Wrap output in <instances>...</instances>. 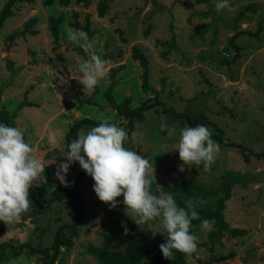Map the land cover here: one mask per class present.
Here are the masks:
<instances>
[{
	"label": "rangeland",
	"instance_id": "rangeland-1",
	"mask_svg": "<svg viewBox=\"0 0 264 264\" xmlns=\"http://www.w3.org/2000/svg\"><path fill=\"white\" fill-rule=\"evenodd\" d=\"M4 1L0 0V9ZM101 1L106 4L103 17L98 15ZM250 3L255 8L235 22L239 11ZM12 10L13 16L0 30V107L16 111V128L24 132L25 142L45 166L44 174L31 185L38 201L48 198L59 183L54 173L66 160L65 134L76 119L89 117L99 124L108 122L126 129V120L113 116L115 111L104 96L111 84L110 68L124 64L116 75L112 97L121 102L131 96L133 106L147 98L159 103L135 125V141L131 134L124 146L153 164L156 187L188 180L204 190H213L231 181V198L225 202L223 216L229 227L244 229L245 233L237 237L224 233V245L216 243L211 251L209 233L214 228L192 232L198 238L197 251L186 255L185 264H264V0H228V7L220 12L214 0H90L87 7L74 0L67 7L57 3L45 6L43 0H35L16 4ZM73 11L79 12L77 21L81 25L89 16L93 51L108 62L106 75L94 90L85 92L76 66L88 57L68 39V29H75L68 26ZM61 13L67 16V28H62L60 45L54 50L47 19ZM32 15L38 17L31 27L37 33L22 34L25 21ZM237 31L252 35L235 38L239 55L233 59L235 52L229 40ZM173 38L178 49L170 46ZM134 45L146 55L150 66L149 85L153 90L146 93L141 91L139 63L131 58ZM23 100L35 105L18 110ZM162 123L175 125L177 137L169 139L160 129ZM201 124L211 130L220 151L209 171L202 164L191 168L185 165L181 171L182 162L174 147L179 129ZM92 127L83 126L77 134H86ZM220 132L221 142L213 138ZM228 141L251 151L249 160ZM79 169V163L74 162L67 177L75 176ZM93 184L85 173L80 189L86 216L71 247H61V264H97L87 247H100L106 234L111 235L112 249L126 246L128 234H124L122 224L128 228L131 218L125 215L123 196L117 198L120 203L116 208H110L96 197ZM29 198L32 201L31 195ZM71 201L65 195L61 201L44 204L37 213L38 206L32 201L28 212L14 224L7 226L0 221V227L7 229L0 235V243L11 241L16 250L21 243L50 245L57 227L72 222ZM142 229L146 239L162 232L159 221ZM229 253L234 254L227 256ZM0 264L45 261L41 253H31L27 247L17 256L7 247Z\"/></svg>",
	"mask_w": 264,
	"mask_h": 264
},
{
	"label": "clouds",
	"instance_id": "clouds-1",
	"mask_svg": "<svg viewBox=\"0 0 264 264\" xmlns=\"http://www.w3.org/2000/svg\"><path fill=\"white\" fill-rule=\"evenodd\" d=\"M217 12L228 7V0H214ZM68 39L78 44L87 54V60L79 63V83L83 90H94L107 72V60L93 51V42L82 29H68ZM169 139L177 137L175 125H160ZM136 133H132L135 141ZM127 132L115 124L102 122L86 134L78 133L77 138L67 145L66 160L57 165L55 178L64 187H71L66 179L71 165L78 162L80 168L93 181V190L99 201L116 208L123 196L125 215L143 228L151 221H159L166 241L159 249L166 260H173V250L192 254L197 251L198 238L191 234L192 220L199 219L196 208L200 203L192 199L185 201L187 210L177 205L171 193L154 195L150 186L155 180L154 166L148 158L124 147ZM179 159L189 168L203 164L205 171L211 169L220 151L219 144L212 139V132L203 124L196 127L184 126L179 129L178 142L174 145ZM45 166L34 154L33 148L25 142L24 132L16 127L0 123V221L5 225L14 224L22 214L28 212L32 201L29 189L32 182L44 174ZM55 187V186H54ZM214 221L203 220L200 227L211 231ZM124 234L128 233L122 224Z\"/></svg>",
	"mask_w": 264,
	"mask_h": 264
},
{
	"label": "trees",
	"instance_id": "trees-1",
	"mask_svg": "<svg viewBox=\"0 0 264 264\" xmlns=\"http://www.w3.org/2000/svg\"><path fill=\"white\" fill-rule=\"evenodd\" d=\"M35 0H5L3 2L2 8L0 9V30L3 28L4 23L13 16V6L19 3H32ZM200 1V0H197ZM76 4H81L83 7H87L90 5V0H74ZM57 3L59 6L67 7L71 3V0H43V5L52 6ZM255 8L254 3L248 4L246 7L241 9L238 15L235 17V22L240 20L245 16V13L249 10H253ZM106 13V4L104 1L100 2V6L98 8L99 17H103ZM71 16L73 20L68 22V26L73 27L75 29H82L88 34L90 37L93 34V31L90 30L91 21L89 16L84 17V24L81 25L77 18L79 17L78 11H73ZM67 16L65 13H61L58 16H50L47 19L48 29L51 37L53 38V49H57L59 47L60 41V32L63 30L62 28H67L65 24ZM38 17L36 15H32L29 17L24 23V29L22 30V34L27 31H31V27L34 26ZM31 33H37L36 31H31ZM60 36V38H59ZM10 38V37H8ZM175 39L171 40L170 46L173 49H178L176 45ZM159 42V41H158ZM160 43V42H159ZM82 50V48L80 49ZM83 52V50H82ZM165 54V53H163ZM85 57V53H82ZM86 58V57H85ZM131 58L133 60H137L141 69V91L146 93L147 91L153 90L151 85H149V76H150V66L148 63V59L146 55L141 51V49L134 45L131 49ZM204 59V57H202ZM125 68V65H119L117 67H112L109 70V76L111 78V84L104 91V96L107 98V102L109 103L111 109L115 111L113 113L114 117L118 119L124 118L126 120V129L125 131L128 134V138L133 133L135 125L139 122H143L145 119V112L155 105L159 103L155 100L154 103H151L150 99L147 98L144 101H141L139 105L133 106L131 96H126L123 98L121 102H117L115 98L112 97L111 93L113 92V87L117 83L116 75ZM97 91V90H96ZM95 91V92H96ZM86 101V103L95 105L97 103ZM34 103L23 100L17 105V109H21L25 106H33ZM166 111L170 112L171 109H166ZM16 115V111L11 112L7 108L0 107V123H3L10 127H16V123L13 120V117ZM197 118H195L196 120ZM99 123L92 118L82 117L76 119L70 126L68 131L65 134V145L64 147L69 151L67 145H69L74 139L77 138V132L83 126H97ZM194 127V126H193ZM222 132L220 134L214 136L213 138L218 141H222L223 137ZM24 139H26V135L24 134ZM129 139H127L124 143L128 145ZM228 145H234L240 148L241 153L243 154L245 160H249L250 152L247 148L242 147L240 144H236L233 142L227 143ZM256 156H260L258 153ZM203 165V164H202ZM85 172L80 168L75 176L67 177V181L71 183L74 181V184L71 187H64L60 184V182L51 190V195L48 198H44L42 201H38L36 197V193L32 190V186L29 189L30 195L32 197V201L34 204L38 206V210L35 213L40 212L42 206L46 203L61 201L65 195H68L72 198L71 205L73 211V219L71 223H62L59 225L55 231L53 241L48 246H36L29 243H21L16 250V247L13 242L0 243V261L3 259L6 248L11 247L14 251L15 256L20 254L22 248L27 247L32 253H41L42 258L45 261V264H61L59 259V255L61 253V247L66 246V248H70L73 239L77 237L80 224L84 221L86 216L87 206L84 203V200L81 195L80 185L84 179ZM150 191L152 194L160 196L162 192L171 193L177 203L178 206L184 207L187 210V206L184 201V193L188 199H192L198 202H202L196 208V211L199 213V219L192 220L190 232H198L201 231L200 227L201 222L203 220L214 221L213 231L209 233V245L210 250L215 246V244H219L220 246L224 245L222 235L226 232H229L230 237L241 236L245 233L244 229H240L237 227H229L228 223L225 221L223 216V208L225 207V202L231 198V181H225L221 183L218 187L213 190H204L199 185L188 181L181 180L179 182H175L173 184H163L161 188H157L155 182L150 186ZM156 221H151L149 223L155 224ZM128 229V241L123 250H114L111 248V235L106 234L105 239L100 247L95 246L93 244L88 245L87 251L94 255L97 258V264H185L186 255L184 253L173 250L174 259L166 260L163 258V255L159 249V245L166 241V234L162 232H156L152 239H146L145 231L139 228L134 221L129 220ZM6 228L0 227V235L6 232ZM68 231V232H67ZM234 253H229L227 256H231ZM223 260H226V257H223ZM203 264V263H198Z\"/></svg>",
	"mask_w": 264,
	"mask_h": 264
},
{
	"label": "water",
	"instance_id": "water-1",
	"mask_svg": "<svg viewBox=\"0 0 264 264\" xmlns=\"http://www.w3.org/2000/svg\"><path fill=\"white\" fill-rule=\"evenodd\" d=\"M241 34H248V35H252L251 32L249 31H237L229 40V45L230 47L234 50L235 52V56L233 57V59H235L236 56L239 55V47L234 43V40L237 36L241 35ZM257 34V33H256ZM254 34V36L256 35ZM211 258H214V255L211 256ZM209 262V261H208Z\"/></svg>",
	"mask_w": 264,
	"mask_h": 264
}]
</instances>
